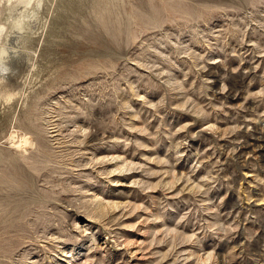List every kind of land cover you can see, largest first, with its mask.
Wrapping results in <instances>:
<instances>
[{
    "label": "rangeland",
    "instance_id": "374dc122",
    "mask_svg": "<svg viewBox=\"0 0 264 264\" xmlns=\"http://www.w3.org/2000/svg\"><path fill=\"white\" fill-rule=\"evenodd\" d=\"M0 55V264H264V0H0Z\"/></svg>",
    "mask_w": 264,
    "mask_h": 264
},
{
    "label": "bare ground",
    "instance_id": "6f19581e",
    "mask_svg": "<svg viewBox=\"0 0 264 264\" xmlns=\"http://www.w3.org/2000/svg\"><path fill=\"white\" fill-rule=\"evenodd\" d=\"M28 1V0H27ZM20 14V13H19ZM20 17V16H19ZM21 19V18H20ZM19 23H20V20H18V23H17V25H19ZM20 27V26H19ZM17 35V34H16ZM11 36V35H10ZM12 38V37H11ZM4 47V46H3ZM7 48V47H6ZM6 48H3V49H6ZM1 50H2V48H1ZM8 50V49H7ZM7 50H4L3 52H5L6 51V53H7ZM9 52V51H8ZM15 53V52H14ZM12 54V53H11ZM14 56H16V55H14ZM9 58H10V56H8ZM5 60H7V57H5V55H4V57L3 56H1L0 55V70L1 71H3L5 68V66L9 63H7L6 64V61ZM9 60V59H8ZM11 63V62H10ZM15 65V64H14ZM13 68V67H12ZM5 71V70H4ZM12 71V70H11ZM0 74L2 75L3 73H1L0 72ZM8 74H10V73H8ZM7 75V74H6ZM10 76V75H9ZM7 77V76H6ZM2 78V77H1ZM0 78V79H1ZM4 78V77H3ZM8 79V78H7ZM5 80V79H4Z\"/></svg>",
    "mask_w": 264,
    "mask_h": 264
}]
</instances>
